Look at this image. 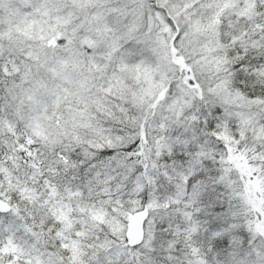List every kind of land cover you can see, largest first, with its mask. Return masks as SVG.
I'll return each instance as SVG.
<instances>
[{
    "label": "snow or ice",
    "instance_id": "6c2138e0",
    "mask_svg": "<svg viewBox=\"0 0 264 264\" xmlns=\"http://www.w3.org/2000/svg\"><path fill=\"white\" fill-rule=\"evenodd\" d=\"M0 264H264V0H0Z\"/></svg>",
    "mask_w": 264,
    "mask_h": 264
}]
</instances>
